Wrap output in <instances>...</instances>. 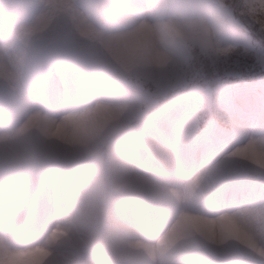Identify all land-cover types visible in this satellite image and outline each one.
<instances>
[{
    "label": "snow or ice",
    "instance_id": "6c2138e0",
    "mask_svg": "<svg viewBox=\"0 0 264 264\" xmlns=\"http://www.w3.org/2000/svg\"><path fill=\"white\" fill-rule=\"evenodd\" d=\"M0 264H264V0H0Z\"/></svg>",
    "mask_w": 264,
    "mask_h": 264
},
{
    "label": "clouds",
    "instance_id": "9594fccd",
    "mask_svg": "<svg viewBox=\"0 0 264 264\" xmlns=\"http://www.w3.org/2000/svg\"><path fill=\"white\" fill-rule=\"evenodd\" d=\"M101 55H103V52L101 50L100 52ZM83 96V93H78L73 96V98L70 100V103L73 105H79L82 103L81 98ZM21 153H23L25 150L23 147H20L18 149ZM49 167V164L47 161H44L40 159L38 156H36L35 151H33L32 156L27 159H22L17 162L15 165L17 173L21 177H32L35 178L37 176H42L44 170H46ZM43 243V241H41ZM14 247H17V245L13 244ZM27 243L24 241L20 242L19 247L21 249H26L27 248Z\"/></svg>",
    "mask_w": 264,
    "mask_h": 264
}]
</instances>
